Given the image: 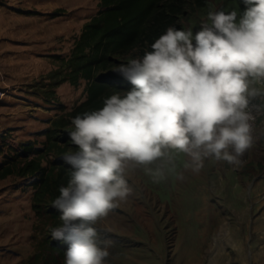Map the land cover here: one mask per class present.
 <instances>
[{"label":"clouds","instance_id":"9594fccd","mask_svg":"<svg viewBox=\"0 0 264 264\" xmlns=\"http://www.w3.org/2000/svg\"><path fill=\"white\" fill-rule=\"evenodd\" d=\"M244 4L239 14L210 11L195 34L168 27L151 51L114 70L130 90L72 118L77 150L62 157L72 167L52 204L62 223L51 237L68 243L64 264H107L111 241L94 225L131 193L130 162L148 166L171 151L189 155L194 171L206 157L242 162L253 143L251 101L264 97V0ZM254 108L264 112V103Z\"/></svg>","mask_w":264,"mask_h":264},{"label":"rangeland","instance_id":"374dc122","mask_svg":"<svg viewBox=\"0 0 264 264\" xmlns=\"http://www.w3.org/2000/svg\"><path fill=\"white\" fill-rule=\"evenodd\" d=\"M81 1L67 17L74 33L64 43V58L82 22L100 8L99 0ZM238 1L244 10V0ZM218 10L231 11L223 0H209L207 11L195 10L197 20L183 18L179 26L195 34L207 14ZM43 58L47 68L19 88L2 92L8 90L0 99V172L23 160L22 143L42 147L53 119L65 118L67 128L73 129L69 112L87 97L85 79L49 85L48 74L60 62L50 55ZM262 103L264 97L259 96L251 101L256 116L251 131L258 143L252 148L258 150H264V112H255L254 106ZM39 155L32 151L26 157ZM186 163H191L189 155L171 151L148 166L128 164L124 175L131 193L95 224L101 238L111 241L107 264H264V172L249 180L241 173L245 161L233 165L206 157L199 171ZM145 167L158 170L163 178H154ZM35 178L15 170L0 177V264H19L44 236L41 225L32 231L37 223L31 208Z\"/></svg>","mask_w":264,"mask_h":264},{"label":"trees","instance_id":"16d2710c","mask_svg":"<svg viewBox=\"0 0 264 264\" xmlns=\"http://www.w3.org/2000/svg\"><path fill=\"white\" fill-rule=\"evenodd\" d=\"M223 2L238 14L244 11L238 0ZM98 3L100 8L83 24L70 54L65 58L60 54L53 55L60 65L48 74L51 86L63 81L74 84L79 79H85L87 97L69 112L72 118L101 108L103 99L113 92L130 90L133 87L131 82L114 70L121 64H127L130 59L142 57L145 51H151V44L168 27L181 29L180 19L186 18L191 23L194 18L197 20L196 9L207 11L209 7V0H99ZM62 11V8H58L51 15H58ZM68 125L65 118L53 119L44 132L46 138L43 146L34 149L30 146L31 142L22 143L23 160L14 168L7 166L0 172V177L13 170L21 176L36 177L31 208L37 223L32 231L38 230L41 225L44 236L19 264H64L68 243L65 239H53L51 230L62 223L60 210L52 204L59 195V187L67 185L68 170L72 167L62 157L77 150L70 141L69 131L73 129L67 128ZM251 135L253 138L252 131ZM253 144H258L256 139ZM252 145L240 158L245 161L241 173L249 180L264 172V150L252 148ZM32 151L40 152L45 164L41 155L26 157ZM94 227L100 233L101 228L98 225Z\"/></svg>","mask_w":264,"mask_h":264},{"label":"crops","instance_id":"0c3cea01","mask_svg":"<svg viewBox=\"0 0 264 264\" xmlns=\"http://www.w3.org/2000/svg\"><path fill=\"white\" fill-rule=\"evenodd\" d=\"M81 2L0 0V99L8 95L9 88H19L47 68L43 56L47 59L49 55L53 58L54 54L64 53V43L74 33L67 17L71 8ZM58 8L64 11L51 15ZM4 88L8 90L2 94Z\"/></svg>","mask_w":264,"mask_h":264}]
</instances>
